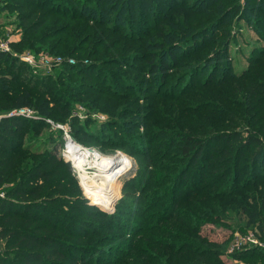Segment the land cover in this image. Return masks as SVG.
Wrapping results in <instances>:
<instances>
[{
    "label": "trees",
    "instance_id": "1",
    "mask_svg": "<svg viewBox=\"0 0 264 264\" xmlns=\"http://www.w3.org/2000/svg\"><path fill=\"white\" fill-rule=\"evenodd\" d=\"M169 1L173 3L166 1L165 9H138L144 18L139 27L134 21L133 4L134 10L124 11L125 0H105V4L103 0H94L91 7L78 0H2L0 11H7L10 6L20 9L18 25L23 28L25 37L11 43L15 50L37 44L42 48L49 42L47 48L52 53L73 57L86 53L88 58L99 55L104 60L103 65L119 66V69H106L116 75L107 79L103 78L106 70L97 71L101 65L96 60L85 63L78 58L76 64L66 67L68 74L65 76L70 80L61 81L68 96L97 90L105 96L101 100L102 109L119 110V101L115 98L120 94L115 88L124 87L121 74L131 70L158 79L159 86L166 87L160 94L171 103L169 110L178 116L179 123L175 125V133L153 127L152 139L159 140L157 146L166 150L163 156L173 153L171 157L186 164L174 166L171 178L161 183L162 186L166 184L167 193L163 196L167 208L156 214L153 229L151 225H141L140 235L127 242L128 249L122 251L123 257L110 263L230 264L224 258L227 241L213 240L202 228L208 222L216 223L224 218L225 201L219 199L232 196L235 190H239L234 196L237 202L228 204V209L244 214L247 226L257 224L261 230L264 227V169L261 168L260 180L256 167L259 161L264 164V48L259 49V56H251L249 65L240 73L222 63L212 68V73L210 70L204 80L198 79L201 86L210 88L211 95L217 97L222 111L223 105L230 107L229 114L220 115L221 118L215 116L216 119L188 102L202 94L191 87L193 84L181 85L185 79L183 75L174 76L171 83L168 76L181 60L194 54L199 57L188 71L208 68V55L222 52L223 39L200 42L204 51L197 47L188 49L187 41L223 24L229 10L224 9L219 0H195L199 5H193L194 0L192 3ZM201 4H206L207 8ZM261 4L260 10L264 11V3ZM198 13H203L202 18L196 16ZM243 18L247 17L243 15ZM195 19L201 24L194 26ZM262 37L264 39V34ZM112 51L118 55H112ZM217 72L220 75L215 79ZM50 76L36 74L29 64L0 50V114L29 106L41 117L37 120L11 117L0 121V194L3 193L0 195V239L4 240L6 249L4 254L0 253V264H90L82 262L85 259L82 249L89 248L88 245L65 239L84 240L89 236L90 241L97 239L103 223L88 221V217L106 218L104 212L88 205L82 197L76 173L71 164L58 155L56 148L33 149L23 141L25 135L32 140L40 134L41 128L47 125L43 118L70 115L67 106L71 99L62 96L65 101L56 99L55 91L47 87L51 85ZM213 81L215 84L211 85ZM233 98L243 101L232 102ZM131 121L136 126L142 123L137 118ZM195 122L200 128H195ZM241 122L251 125L252 129H244L248 134L236 129ZM228 126L233 127L229 129ZM108 127V123H104L100 130L105 133ZM95 137L80 133V140L85 144L94 142ZM49 139L55 141L53 136ZM153 160L156 170L160 167L159 159ZM192 168L194 173L202 174L185 182ZM247 170L253 175H245L244 182L238 185ZM252 182L256 187L254 194L242 193L241 189L245 190ZM228 186L232 191L225 190ZM109 229L111 225L104 230ZM232 256L257 258L254 264H264V253L256 248L240 250Z\"/></svg>",
    "mask_w": 264,
    "mask_h": 264
},
{
    "label": "rangeland",
    "instance_id": "2",
    "mask_svg": "<svg viewBox=\"0 0 264 264\" xmlns=\"http://www.w3.org/2000/svg\"><path fill=\"white\" fill-rule=\"evenodd\" d=\"M78 1L81 3L85 2L84 4L90 7L95 4L94 0ZM103 1L105 4V0ZM126 1L127 0H125V2ZM166 1L167 4L173 3L169 0H128L126 6H124V11L130 12V10L136 9L134 21H136L137 27H139L144 23V18H142L143 15H141L142 12H140L142 8L152 7L153 9H165ZM188 1L187 3H192V0ZM219 3L224 6V9L229 10V15L223 21V24L217 25L214 29L203 32L201 36L187 41V48L191 49L197 47V50L201 49V51H204L202 49V42H207L212 38H220L223 39L225 43L222 52L208 55L210 56L206 64L208 68H201L190 72L188 70L192 69L194 59L199 56L194 54L189 58H184L174 70L172 69L169 72L170 76H168V80L169 83H171L175 79L174 76L178 74L183 75L185 79L181 81V85H183V83L188 85L193 84L191 87L202 94L188 102L194 103L195 107L203 108L208 114L214 117L217 116L221 118L220 115H227L230 113V107L225 104V106L223 105V109H225L222 111L220 109L221 103L217 100V97L211 95L209 92L210 88L201 86L199 82L204 80V76H206L210 70L212 73V68L216 65L222 63L226 64V67L230 65L235 73H240L249 65L251 56L260 55L259 49L264 48V39L262 37L264 34V11L260 10L262 7L261 3H264V0H219ZM96 5L98 7V4ZM193 5L199 4L195 1ZM201 7L207 8L206 4L203 6L201 4ZM202 14L198 13L196 16L202 18ZM19 15L20 9H16L13 6H10L7 11H0V42H8L9 52L17 56L21 61L29 64L36 74L47 73L51 75L49 79L51 85L47 87H51L52 91H55L54 93L57 94L55 95L57 100L61 99L65 101V98H61L62 96L69 97L72 101L67 106V109L70 111L69 116L63 117L56 114L48 117L51 122H45L47 125L41 128L38 136H34V138L30 140L28 136L25 135L23 141L33 149L41 150L46 147H51V149L56 148L58 155L63 157L64 160L72 166L74 163L73 160L68 155H65V134L69 133L77 141V144H80L82 147H92L97 150L100 155L106 157L123 154L131 161L132 165L129 166L127 172L120 177L117 183L116 194L112 198L107 195V191L97 192L99 193L98 196L96 195L97 193L95 196L90 195L91 193L88 191V187L95 183H103L90 180L92 174L96 172V168L93 167L82 170L73 168L77 177V185L81 188L82 197L86 200L88 205L96 206L101 212H104L106 218H99L97 216L88 217V221L98 224L103 223L101 227L104 228L100 227L101 230H99V237L97 239L90 241L89 236V238L84 240L76 238H72V240H70L71 238H66L65 240L69 242L74 241L75 243L78 242V245H88L89 248L82 249L85 251V254H83L85 259L81 258L83 260L82 262L90 264H111L110 262L117 261L119 257H123L122 251L128 249L127 242L131 239H136L140 235L142 230L141 225H144V227L151 225L150 227L153 229V219L156 214L165 211L167 208L165 205L166 198L163 196V194L167 193L164 190L166 184L162 186L161 183L171 178L169 175L175 172L173 171L174 166L182 167L186 162L171 157L173 153L163 156L166 150L157 146L159 140L152 139V130L154 127L155 129H165L168 132L175 133V125L179 123V118L174 112L169 110L168 104L171 103L167 102V100H164L162 97L166 87L162 88L159 86L160 80L147 77L146 75L144 76V73L142 72L140 74L138 70H131L130 73L121 74L125 85L123 88H115L117 91L119 89V93L117 92V94H120L115 98L119 101V110L108 111L107 109H102L100 106L102 104L101 100L105 98V96L101 92H97V90L96 92L88 90L85 95H79L77 92H74V94L68 96V94L65 93V85L61 81L70 80L65 76L68 74L66 67L76 64L77 61H79L77 60L78 58L85 63L93 62V59L96 60V63L101 65L100 68H97L98 72L106 69H119V66L114 64H109L107 66L103 65L102 62H104V60H102L99 55L94 56V58H88L86 53H77L74 57L63 53H52L47 48L49 42H45L46 44H43L42 48L38 47L37 44L34 47H24L20 50H15L11 43L25 37L23 28L18 25ZM243 15L247 18H243ZM126 21L127 20H123V22ZM154 21L153 19V23ZM191 24H193V22ZM200 24L199 21H194V26ZM194 29H196V27H194L193 30ZM134 30L137 32V29ZM153 33L152 29L151 34L154 35ZM129 42L130 44L133 43V41ZM147 50L144 51L147 52ZM131 51L132 50L129 52ZM111 53L112 55H118V53L113 51ZM29 54L33 56L34 63L32 64L25 60ZM225 54L227 57L224 58ZM57 56L61 57V61L58 63H51L52 66L44 62L45 59L50 60ZM138 63H143V61L138 60ZM124 67L125 66L122 68ZM60 73L63 75L62 79L60 78L62 76L59 75ZM219 73L220 72H217V74H215V79H218ZM115 76V72L111 70H106V72L103 73V78L109 79ZM193 79H195L194 82H192ZM93 83L96 84V82ZM214 84L215 81L211 83V85ZM38 85L40 86L41 82H39ZM157 95L160 97L157 98ZM122 96H124V98H122ZM62 101L59 100V102L63 104ZM235 101L242 102L243 100L241 98H233L232 102ZM177 103L181 102L178 101ZM244 115L247 116V114ZM133 118L139 119L142 123L136 126L135 122L131 121ZM196 122L195 128H200V124ZM104 123H108L109 126L105 133L100 130L101 125ZM193 125L194 123H192V126ZM232 127L228 126L229 129ZM236 129L244 130L252 128L249 123L241 122ZM248 132L249 131L244 130V134H248ZM80 133L86 136H91V134L95 135V141L90 144H85L80 140ZM146 133L147 135H145ZM51 134L53 139L55 138L56 143L49 139V137H52ZM206 153H208V151ZM154 158L159 159L157 164L160 167L156 170L155 167H153ZM207 159H209V157H207ZM164 166H171L172 168L167 169ZM256 167L259 170L258 178L262 180L261 168L264 169V164L259 161ZM194 169L199 170L198 167ZM193 171L192 168L187 172L185 182L193 178L197 179L199 175L202 174L200 173L198 175L197 172L194 173ZM243 175L244 177L239 181L238 185L244 182L246 179L245 175H253V173L247 170ZM116 180L118 179L114 181L116 182ZM199 181H201V176ZM225 190L227 192L232 191L229 186ZM238 191L239 190H235L230 197L219 199L223 203L225 201L226 211L222 213L224 218L216 223L208 222L203 226L202 231L205 233L207 232L215 241H227L224 258L227 259L230 264H254L257 263V258L236 259L233 256V258H231V255L240 251L237 248L231 249L237 235L249 233L258 236L256 231L258 230L257 224L254 226H247V220L244 214L236 213L233 208L228 209L230 204L237 202L234 196ZM241 191L244 194H254L256 187L252 182L245 190L241 189ZM0 195H3V193ZM183 195H185V191ZM168 214H170V212ZM66 219V221H69V218ZM109 225H111V229L104 230L106 227H109ZM259 238H264V236ZM254 248L264 253V249L260 247ZM5 251L4 240L0 239V253L4 254Z\"/></svg>",
    "mask_w": 264,
    "mask_h": 264
},
{
    "label": "bare ground",
    "instance_id": "3",
    "mask_svg": "<svg viewBox=\"0 0 264 264\" xmlns=\"http://www.w3.org/2000/svg\"><path fill=\"white\" fill-rule=\"evenodd\" d=\"M67 155L73 160L72 168L86 169L96 168V172L92 174L90 180L97 181V184L88 187L91 196H95L97 192L107 191L109 197L116 194L117 183L125 174L130 166V160L123 154L115 156H103L92 147L83 148L77 144L69 146ZM87 165V166H86ZM115 179L116 182L114 181ZM97 196L99 193L96 194Z\"/></svg>",
    "mask_w": 264,
    "mask_h": 264
},
{
    "label": "built area",
    "instance_id": "4",
    "mask_svg": "<svg viewBox=\"0 0 264 264\" xmlns=\"http://www.w3.org/2000/svg\"><path fill=\"white\" fill-rule=\"evenodd\" d=\"M1 4H2V0H0V6H1ZM0 50L9 52V43L8 42H6V43L0 42ZM25 60L31 64L34 63L33 56L30 54L25 58ZM60 61H61V57H58V56L53 58V59H50V60L49 59L44 60V62L50 66H52L53 63H58ZM11 117H23V118L32 119V120L41 119L38 112L34 108L29 107V106L13 108L4 114H0V121L3 118H11ZM43 119L47 123L51 122L50 118H43ZM65 136H66L65 137L66 138L65 152L67 153L69 146L73 145V144H77V141L69 133L65 134ZM77 145L81 146L80 144H77ZM83 148H86V147H83ZM66 153H65V155L67 156ZM256 231L258 233V236L253 235V234H249V233H247V234L245 233L243 235H237L235 237V242L233 243L231 249L237 248L238 250H244V249H251L254 247H260V248L264 249V238H261V239L259 238V237L264 236V227L262 230L260 228H258V230H256Z\"/></svg>",
    "mask_w": 264,
    "mask_h": 264
},
{
    "label": "water",
    "instance_id": "5",
    "mask_svg": "<svg viewBox=\"0 0 264 264\" xmlns=\"http://www.w3.org/2000/svg\"><path fill=\"white\" fill-rule=\"evenodd\" d=\"M131 162V161H130ZM132 164L130 163V166H131Z\"/></svg>",
    "mask_w": 264,
    "mask_h": 264
}]
</instances>
